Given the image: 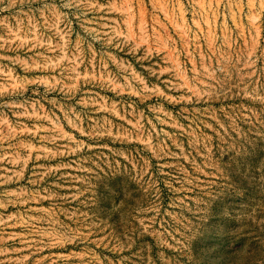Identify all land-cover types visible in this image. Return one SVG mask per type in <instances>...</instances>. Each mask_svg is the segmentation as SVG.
<instances>
[{
    "label": "rangeland",
    "instance_id": "1",
    "mask_svg": "<svg viewBox=\"0 0 264 264\" xmlns=\"http://www.w3.org/2000/svg\"><path fill=\"white\" fill-rule=\"evenodd\" d=\"M0 264H264V0H0Z\"/></svg>",
    "mask_w": 264,
    "mask_h": 264
}]
</instances>
